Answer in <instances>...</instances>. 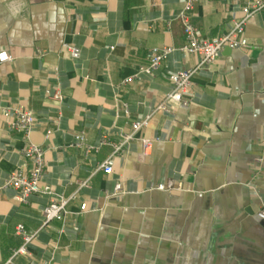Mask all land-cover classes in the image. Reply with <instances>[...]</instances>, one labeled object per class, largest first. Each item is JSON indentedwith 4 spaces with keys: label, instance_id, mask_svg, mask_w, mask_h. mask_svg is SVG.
<instances>
[{
    "label": "crops",
    "instance_id": "obj_1",
    "mask_svg": "<svg viewBox=\"0 0 264 264\" xmlns=\"http://www.w3.org/2000/svg\"><path fill=\"white\" fill-rule=\"evenodd\" d=\"M184 3L0 0V52L11 56L0 62V105L34 113L30 138L45 148L43 182L72 197L73 212L63 233L60 221L41 229L48 196L22 203L18 191L1 188L32 165L24 135L0 114V264L22 243L18 224L38 232L30 246L38 264H264V9L246 25L249 47L224 50L193 77L188 107L160 109L173 88L169 75L198 62L180 50ZM245 3L200 0L190 14L213 39ZM155 46L175 50L161 69L123 83L149 64ZM146 119L122 149L102 142L119 144ZM143 138L152 140L146 153ZM107 160L111 173L101 169ZM170 181L173 190L156 189ZM82 203L87 211L77 215Z\"/></svg>",
    "mask_w": 264,
    "mask_h": 264
},
{
    "label": "built area",
    "instance_id": "obj_2",
    "mask_svg": "<svg viewBox=\"0 0 264 264\" xmlns=\"http://www.w3.org/2000/svg\"><path fill=\"white\" fill-rule=\"evenodd\" d=\"M200 0H185L184 8L179 14V20L182 23L186 43L180 48V50L186 53H192L198 56V62L195 66L182 69L173 72L169 75V79L173 85L172 91L168 94L165 101L160 105V109H166L168 104H176L180 107H188L190 99L188 98L190 88L193 83V77L199 72L200 69L212 64L216 61L225 50L229 47L231 49H241L249 47V40L246 36V25L251 17L259 13L264 9V0H246L243 7V15L235 18L232 21L230 29L223 35L208 39L201 36L198 28L194 25L191 17V10L194 5ZM73 58H79L81 51L79 47H69ZM175 50L171 46H155L149 51V64L147 66L140 67L139 71L130 77L123 80V83H129L135 78L140 77L142 74H153L157 70L161 69L164 62L168 59L171 53ZM11 59V56L6 52H0V62H6ZM57 70V69H56ZM54 98L61 99L60 91L53 93ZM129 107L124 105V113L128 114ZM0 114L12 118L11 127L21 132L24 135L25 146L22 149V154L32 165L30 169L20 168L12 172L5 182L1 185V188H11L18 191L16 196L17 200L22 203H28L29 198L33 194H42L48 196V203L44 206L42 211V228L49 227L53 221H60L62 226L60 232L63 233L66 226L69 223V219L73 212L69 208V203L72 197H66L65 195L55 191L48 183L43 182L44 170H45V148L41 145L34 143L31 138V132L36 125V117L34 113L26 108L17 106L0 105ZM147 119L143 121H137L133 123V131L124 135L119 144L112 143L107 136L103 137V143H110L115 146L116 151L122 149L126 144L137 139V133L146 125ZM145 153L152 145V140L143 138ZM75 145L77 147L84 146L83 135L76 136ZM96 149L95 146H87L85 148L86 153H90ZM101 169L105 173L112 172V162L110 160L105 161ZM87 182H82L80 186H86ZM156 189L162 191H171L174 189L172 181L164 184L157 185ZM121 190V185H116V191ZM87 211V203H82L78 214ZM258 216L264 220V205L258 211ZM79 229V227H76ZM16 232L22 238V243L19 247L12 251L11 256L2 264H20L17 262L19 256L27 258V264H38L31 251V244L37 237L38 232H29L23 224H18ZM58 244L55 245V248Z\"/></svg>",
    "mask_w": 264,
    "mask_h": 264
},
{
    "label": "water",
    "instance_id": "obj_3",
    "mask_svg": "<svg viewBox=\"0 0 264 264\" xmlns=\"http://www.w3.org/2000/svg\"><path fill=\"white\" fill-rule=\"evenodd\" d=\"M231 48H229V47H227V48H225V50H230Z\"/></svg>",
    "mask_w": 264,
    "mask_h": 264
}]
</instances>
